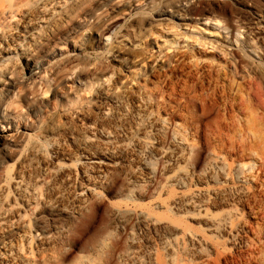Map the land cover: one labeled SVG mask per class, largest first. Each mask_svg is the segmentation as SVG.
Returning a JSON list of instances; mask_svg holds the SVG:
<instances>
[{
	"label": "bare ground",
	"instance_id": "6f19581e",
	"mask_svg": "<svg viewBox=\"0 0 264 264\" xmlns=\"http://www.w3.org/2000/svg\"><path fill=\"white\" fill-rule=\"evenodd\" d=\"M115 1L0 0V264L205 261L210 239L187 219L264 264V33L250 34L257 88L240 60L223 127L192 86L169 94L155 64L79 47L90 21L96 44L112 41ZM133 1L158 22L214 20L202 0Z\"/></svg>",
	"mask_w": 264,
	"mask_h": 264
},
{
	"label": "rangeland",
	"instance_id": "374dc122",
	"mask_svg": "<svg viewBox=\"0 0 264 264\" xmlns=\"http://www.w3.org/2000/svg\"><path fill=\"white\" fill-rule=\"evenodd\" d=\"M126 1L131 2L127 3ZM202 1L212 9L213 17L211 16V19L214 18L212 25L204 26L202 23L193 22L190 27L174 19L156 21L154 11H150V13L146 6L143 7V2L116 0L111 6L112 10L109 15L118 14L117 10L122 14L118 19H114L117 25L111 32L112 41L96 44V41L92 40L95 27L98 26L97 21H90L86 30L77 35L75 41L79 43L80 48L89 52L88 57H97L96 59H104V61L114 59L113 63L122 65L124 64L122 58L131 55L136 56V61H138L134 66L143 60L149 64H155L162 75L161 85L169 94L175 91V95L177 93L181 95L185 85L192 86L197 95L204 96L205 99L208 98L209 106L214 108L212 120L218 116L220 118L215 119L219 120L218 123L216 122L217 125L232 126L235 119V114L232 112L236 107L235 102L238 96L236 93L238 80L236 67L240 60L244 62L246 69L245 84L246 91L248 90L246 93L250 91L252 93V90L255 91L257 88L249 75V67L254 61L249 49L255 47L250 34L255 37L256 33H264V0ZM166 3V0H162L158 5L160 4L161 7ZM129 6H132V9ZM196 17V19H200L201 16ZM229 27L235 32L228 30ZM71 47H68L67 51H70ZM117 49L123 53L118 57L112 56V52ZM139 72L140 70L133 71L132 74L136 76ZM224 103L229 105L228 108L234 107V109H229L230 112L225 113ZM262 191L260 189V195L264 193ZM186 222L205 234L210 239L212 248L205 261L189 260L183 261L182 264H261V260L256 259L258 251L254 254L255 250H251L247 243L246 246L243 245V247L233 250L229 245H225V240L215 238L208 229L199 225L198 219L197 221L187 219ZM159 254H162L161 250ZM260 254L261 252H258L259 256L257 257L261 258L263 254Z\"/></svg>",
	"mask_w": 264,
	"mask_h": 264
}]
</instances>
